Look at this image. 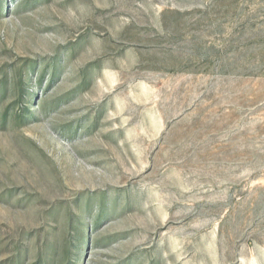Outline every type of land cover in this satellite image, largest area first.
<instances>
[{
    "label": "rangeland",
    "instance_id": "1",
    "mask_svg": "<svg viewBox=\"0 0 264 264\" xmlns=\"http://www.w3.org/2000/svg\"><path fill=\"white\" fill-rule=\"evenodd\" d=\"M0 264H264V0H0Z\"/></svg>",
    "mask_w": 264,
    "mask_h": 264
}]
</instances>
